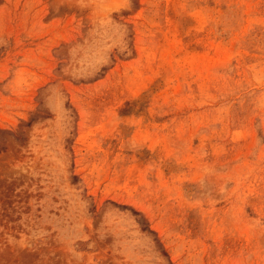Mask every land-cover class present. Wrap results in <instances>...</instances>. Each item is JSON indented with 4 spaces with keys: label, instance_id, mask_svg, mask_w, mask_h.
Returning <instances> with one entry per match:
<instances>
[{
    "label": "rangeland",
    "instance_id": "374dc122",
    "mask_svg": "<svg viewBox=\"0 0 264 264\" xmlns=\"http://www.w3.org/2000/svg\"><path fill=\"white\" fill-rule=\"evenodd\" d=\"M0 264H264V0H0Z\"/></svg>",
    "mask_w": 264,
    "mask_h": 264
}]
</instances>
